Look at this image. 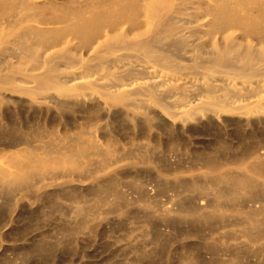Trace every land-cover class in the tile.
Segmentation results:
<instances>
[{
  "label": "bare ground",
  "instance_id": "6f19581e",
  "mask_svg": "<svg viewBox=\"0 0 264 264\" xmlns=\"http://www.w3.org/2000/svg\"><path fill=\"white\" fill-rule=\"evenodd\" d=\"M0 264H264V0H0Z\"/></svg>",
  "mask_w": 264,
  "mask_h": 264
}]
</instances>
